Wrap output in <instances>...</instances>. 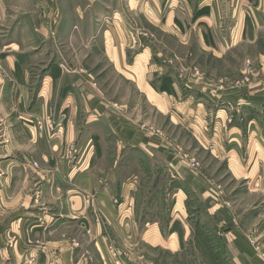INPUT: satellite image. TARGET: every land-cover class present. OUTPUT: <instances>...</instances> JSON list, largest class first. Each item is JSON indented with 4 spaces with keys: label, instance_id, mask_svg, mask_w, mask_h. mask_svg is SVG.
<instances>
[{
    "label": "crops",
    "instance_id": "1",
    "mask_svg": "<svg viewBox=\"0 0 264 264\" xmlns=\"http://www.w3.org/2000/svg\"><path fill=\"white\" fill-rule=\"evenodd\" d=\"M41 1L43 14L55 8L53 0ZM207 2L184 0L181 11L176 15L173 10L160 28L184 47L197 31L200 48L223 62L231 50L249 43L254 50L250 81L242 79L240 67L231 78L226 73L216 80L198 76L201 86H189L196 95L181 98L182 89L173 81L170 91L158 86L154 97L173 123L232 163L237 176L242 167L259 173L264 169V49L259 50L264 47V0H247V16L241 15L227 33ZM204 8L209 12L194 20ZM31 17L21 24L33 31L32 37H17L14 27L13 37L5 39L0 14V133L10 140L0 147V264H163L147 255V248H165L161 216L150 213L160 202L141 203L139 198L140 178L154 173L168 179L165 189L174 192L180 211L185 200L178 196L184 193L176 184L187 181L215 218L216 233L235 264H261L230 204L214 196L212 188L205 190L204 180L181 160L180 141L162 130L161 135L142 130L138 120L127 117L126 105L110 96L109 67L115 74L116 62L121 65L125 58L110 32L111 41L102 40L103 57L96 37L82 39L76 24L42 21L35 10ZM57 34L62 38L53 42L46 37ZM156 70L155 78L162 73ZM198 95L215 104L213 113L208 108L214 105L200 102ZM48 116L62 121L53 139L36 126ZM71 143L78 151L73 159L66 153ZM177 210L169 223L186 220ZM172 233L177 236L175 254L182 249L177 230Z\"/></svg>",
    "mask_w": 264,
    "mask_h": 264
},
{
    "label": "rangeland",
    "instance_id": "2",
    "mask_svg": "<svg viewBox=\"0 0 264 264\" xmlns=\"http://www.w3.org/2000/svg\"><path fill=\"white\" fill-rule=\"evenodd\" d=\"M183 1L53 0L55 7L51 9L53 13L47 8L46 14H43L45 5L41 0H0V14L4 19L1 30L5 39H10L13 37V30L17 27L16 36L29 39L33 31L28 26L23 27L21 23L26 25L31 22V15L35 10V15L40 16L41 13L42 21L56 20L65 26L76 24L79 27L77 34L80 33L82 39L95 36L99 41V55L104 53L102 40L106 37L111 41V35L116 47L123 49L125 58L121 65L116 62L115 74L111 72V66L109 67L110 96L115 95L116 103L126 105L127 117L138 120L142 130L154 135H161L162 130L169 134L167 135L169 138L180 141L178 145L181 146L179 153L181 160L187 163L189 171H193L196 176L204 180L205 190L212 188L214 196L230 204L233 214L238 219V229L244 235L246 243L259 256L260 263L264 264V169L252 174L244 171L242 167L243 173L237 176L231 167L232 163L227 162L223 156L216 157L199 145L184 128L173 123L162 107L160 99L154 97L153 92L158 86L170 91L174 81L182 89L181 98H184L191 94L189 92L191 83L201 86L203 79H197L198 76L204 75L216 80L223 78V73H226L227 77L231 78L240 67L244 70L242 79L244 78L245 83L250 81L249 71L252 68L250 57L254 50L249 43L245 42L237 49L231 50L226 61L223 62L222 59L215 58L212 51H204L200 48L197 31L191 32L192 46L184 47L177 43L172 34L160 28L161 23H164L166 17L174 12L173 10L176 15L181 11L178 7H182ZM206 1L211 8L217 10L219 22L225 33L235 28L241 15L246 14L243 11L249 6L247 0ZM262 8L264 12V6ZM208 12L209 8L201 9L194 14V20ZM19 22L21 26L17 25ZM106 31L110 32V35ZM59 33L65 35L62 31ZM61 35L46 37L49 40L53 39V42L62 38ZM263 49V46L259 47V50ZM241 60H243L242 65ZM106 65L104 61L102 66ZM158 68H161L162 73L155 78L159 73L156 70ZM0 70H2L1 63ZM197 98L200 99V96L198 95ZM200 100L205 103L208 101L203 98ZM206 104L215 106L209 102ZM214 106L208 108L212 113L216 108ZM210 117L213 118V115L207 116ZM51 121L62 127V121L59 124L51 116L36 121L39 133L45 134L49 139L56 138L62 129L60 127L57 134H51L48 130ZM39 123L43 124L42 130H39ZM165 139L170 143L168 138ZM8 144H10L9 138L0 133V147ZM71 148H74V151L71 152ZM77 152L75 144L71 143L67 146L66 153H73L69 159H73ZM160 175L156 173L145 175L140 178L139 184L141 203L159 200V206L151 208L150 213L153 215L158 213L161 216L162 220L158 226L165 236V248H147V255L150 258L160 259L163 264H235L232 252L226 250L222 237L216 233L215 218L207 212V208L202 200H198L194 191L188 189L187 181L180 180L181 185L176 184L184 193L178 196L185 200V209L180 211L179 208L176 209L174 192L165 189L168 179ZM166 198L168 203L164 200ZM176 210L179 215L185 214L187 221L175 219L174 222L169 223L167 220ZM153 224L157 226L158 222ZM154 229L153 227L149 232ZM173 230H177L182 249L175 254L173 251L176 250L177 236H171Z\"/></svg>",
    "mask_w": 264,
    "mask_h": 264
},
{
    "label": "built area",
    "instance_id": "3",
    "mask_svg": "<svg viewBox=\"0 0 264 264\" xmlns=\"http://www.w3.org/2000/svg\"><path fill=\"white\" fill-rule=\"evenodd\" d=\"M53 121H51L48 125V130L50 131L51 134H57L59 132V129L61 126H59L58 124H53L52 123ZM45 125V124H44ZM39 130H42L43 129V124L42 123H39ZM46 128V127H45ZM74 151V148H71V152ZM72 154L73 153H69V157L71 158L72 157Z\"/></svg>",
    "mask_w": 264,
    "mask_h": 264
}]
</instances>
